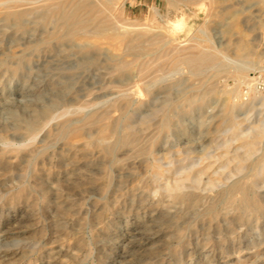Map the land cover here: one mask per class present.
I'll use <instances>...</instances> for the list:
<instances>
[{
    "label": "rangeland",
    "instance_id": "374dc122",
    "mask_svg": "<svg viewBox=\"0 0 264 264\" xmlns=\"http://www.w3.org/2000/svg\"><path fill=\"white\" fill-rule=\"evenodd\" d=\"M259 79L264 0H0V264H264Z\"/></svg>",
    "mask_w": 264,
    "mask_h": 264
},
{
    "label": "bare ground",
    "instance_id": "6f19581e",
    "mask_svg": "<svg viewBox=\"0 0 264 264\" xmlns=\"http://www.w3.org/2000/svg\"><path fill=\"white\" fill-rule=\"evenodd\" d=\"M170 25H171V24H170ZM175 27H176V28H181V27H182V23H181V22L176 23V24H175ZM106 29H107V28H106ZM106 29H105V30H106ZM114 29H115V27H113L112 30H114ZM119 29H120V28H119ZM119 29H118V30H119ZM124 29H125V28H124ZM174 29H175V28H174ZM100 30L103 31L104 29H100ZM105 30H104V31H105ZM112 30H111V31H112ZM116 30H117V29H116ZM116 30H115V31H116ZM118 30H117V31H118ZM121 30H122V29H121ZM176 30L179 31V29H176ZM102 31H101V32H102ZM107 31H110V30H107ZM119 31H120V30H119ZM101 32H100L101 35H102V34H104V35L106 34V32H103V33H101ZM113 32H114V31H113ZM113 32H112V33H113ZM173 32H174V31H173ZM175 32H176V31H175ZM108 33H110V32H108ZM108 33H107V34H108ZM176 33H177V32H176ZM208 54H209V53H208ZM208 54H207V55H208ZM211 54H212V53H210V55H211ZM207 55H206V56H207ZM213 55H214V54H212L211 56L213 57ZM211 56H208V57L203 56V60L206 61V62H208V61H213V58H212ZM201 57H202V56H201ZM204 57H205V58H204ZM214 57H215V56H214ZM191 58H192V57H191ZM191 58H190V62L194 63L193 61H194L196 58L193 57V58H194L193 61H192ZM188 60H189V59H188ZM196 61H197V60H196ZM196 61H195V62H196ZM199 61H200V60H199ZM204 61H203V63H204ZM199 63H200V62H199ZM208 63H209V62H208ZM209 64H210V63H209ZM211 65H212V64H211ZM205 66H206V65H205ZM205 66H204V64H203V67H205ZM209 66H210V65H209ZM194 67H195V66H194ZM212 67H213V66H212ZM195 68H196V67H195ZM199 71H200V69H199ZM199 71H198V72H199ZM258 102L262 105V107H264V99H262V98L260 99V98H259V99H258ZM234 108H235V106H234ZM234 108L232 107V109H234ZM166 123H168V122L166 121ZM164 125H165V124H164ZM165 128H166V127H165ZM261 133L264 134V129L261 131ZM130 136H131V135H130ZM259 136H260V133H259ZM257 137H258V136H257ZM127 139H128V138H127ZM123 140H124V139H123ZM128 140H129V139H128ZM124 142H126V141H124ZM127 143H128V142H126V144H127ZM247 145H248V144H247ZM263 167H264V166H263ZM261 169H262V168H261ZM178 184H180V183L178 182ZM182 184H183V183H182ZM175 186H178V185L175 184ZM175 186H174V187H175ZM239 186H240V185H239ZM182 187H183V186H182ZM166 188H167V190H168L169 186L166 187ZM171 188H172V186H171ZM244 188H245V186H244ZM172 189H173V188H172ZM180 189H181V188H180V186H179V190H180ZM246 189H247V187H246ZM248 190H249V189H248ZM168 191H170V190H168ZM171 191H172V190H171ZM173 191H174V189H173ZM177 191H178V190H177ZM177 191H176V192H177ZM174 192H175V191H174ZM178 193H179V192H178ZM176 194H177V193H176ZM176 194H175V195H176ZM189 194H190V193H189ZM184 197H186V196H184ZM180 199H181V198H180ZM186 199H187V197H186ZM245 199H246V198H245ZM245 199H244V200H245ZM181 200H182V199H181ZM183 200H185V199H183ZM190 200H191V198H190ZM190 200H189V201H190ZM247 200H249V203H250V199H247ZM247 200H246V201H247ZM189 201H188V202H189ZM192 201H193V200H192ZM246 201H244V203H245ZM247 202H248V201H247ZM244 203H243V204H244ZM251 203L253 204L252 201H251ZM191 204H192V203H191ZM244 205H246V204H244ZM244 205H243V206H244ZM139 231H141V230H139ZM137 232H138V231H137ZM139 233H140V232H139ZM142 233H143V232H142ZM140 234H141V233H140ZM4 235H5V234H4ZM143 238H144V237H143ZM146 239H147V238H146ZM8 256H10V255H8ZM3 258H4V257H3ZM1 259H2V258H1Z\"/></svg>",
    "mask_w": 264,
    "mask_h": 264
},
{
    "label": "built area",
    "instance_id": "2783aa9c",
    "mask_svg": "<svg viewBox=\"0 0 264 264\" xmlns=\"http://www.w3.org/2000/svg\"><path fill=\"white\" fill-rule=\"evenodd\" d=\"M250 89L256 91L262 98H264V80L262 79L257 80L254 83L253 88Z\"/></svg>",
    "mask_w": 264,
    "mask_h": 264
}]
</instances>
